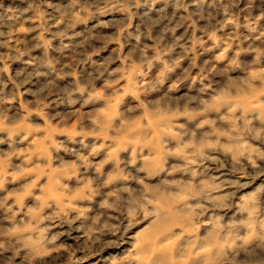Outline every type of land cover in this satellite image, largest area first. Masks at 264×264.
<instances>
[{"label":"rangeland","instance_id":"374dc122","mask_svg":"<svg viewBox=\"0 0 264 264\" xmlns=\"http://www.w3.org/2000/svg\"><path fill=\"white\" fill-rule=\"evenodd\" d=\"M0 264H264V0H0Z\"/></svg>","mask_w":264,"mask_h":264}]
</instances>
